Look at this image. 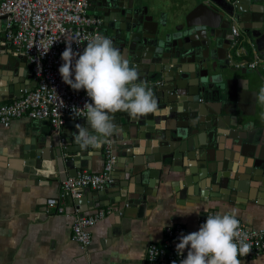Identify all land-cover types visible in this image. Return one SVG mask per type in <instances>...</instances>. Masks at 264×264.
Segmentation results:
<instances>
[{
  "label": "crops",
  "instance_id": "0c3cea01",
  "mask_svg": "<svg viewBox=\"0 0 264 264\" xmlns=\"http://www.w3.org/2000/svg\"><path fill=\"white\" fill-rule=\"evenodd\" d=\"M145 1L153 8L154 22L163 19L168 23H171L175 13H179L182 18L186 17L199 3L198 0ZM87 16L95 18L88 10ZM233 27L238 30V40L241 42L244 37L236 25ZM3 28L4 21L0 19V31ZM233 43L234 41L232 46ZM113 45L117 47L116 43ZM230 48L231 42L224 40L213 45V61L218 65L221 63L227 68H234V78L241 80L240 86L247 88L245 100L252 102L255 107L254 115L247 120L254 124V130L234 127L221 98L208 99L201 96L197 105L206 107L207 117H218L220 113L219 117L226 119V130L235 135L236 139L227 140L229 146L231 143H238V146H233L235 151L230 152L238 159V162L232 163L230 172V178L233 179L232 190H229L226 182L220 184L215 174L200 176L198 173L189 175L188 172L172 171L181 167V161L169 159L171 154L160 153L166 150L164 137L159 140L150 138L149 133L135 128L131 119H126V127L121 126V116L115 115L120 112L117 111L109 114L116 123L115 134L105 142H111L117 158L108 183L113 188L99 191L85 189L78 199H72L63 195L61 181L74 176L75 165L79 167L77 173L100 172L104 166L105 143L97 142L99 146L85 147L84 152L72 155L74 158H81V161L72 162L69 161L71 155L57 156L56 149L64 147L66 140H75L74 121L67 120L59 131H54L46 120L17 119L6 126L0 125V264H143L147 246L162 239L167 225L181 223L191 233L196 232L200 228L199 218L208 211L221 215L235 212L248 226L264 229V185L252 180L254 162L264 161V101L259 99L261 90L264 89V75L246 66L256 59L254 55L241 53L235 58ZM230 54L233 58H230ZM164 62L168 63L169 60ZM241 63L245 66L237 68V64ZM170 65L175 66L173 63ZM131 67L136 69V66ZM189 67L191 66L183 65L182 70ZM138 73V82L145 85L155 81L161 83L153 90L157 103L153 113L158 115L155 127L162 132L159 135L161 137L166 133L173 134L184 124L183 103L190 98L179 95L186 93L181 89H187V73L176 72L172 77L166 78L157 75L154 79L146 71ZM179 76L185 77L178 80L183 83L181 89L176 80ZM171 87L172 91H167ZM33 88L35 82L27 60L13 56L9 44L0 46V105L16 99L24 90ZM175 99L179 102L174 103ZM161 101L165 105L161 106ZM197 105L190 104L194 108ZM249 107L247 112L251 113V106ZM186 113L196 115V111L190 108ZM128 116L127 118H134L130 114ZM88 130L90 134H94L90 127ZM248 135H251V144L247 147L251 152L246 157L240 153V149ZM99 139L104 138L98 137L97 140ZM25 146L30 149L46 147L49 156L43 162L44 169L33 176L40 180L35 184L31 182L30 186L26 183L28 176L21 172L24 169L21 154ZM223 146L210 144L205 140L203 149H195V157L202 155L205 163L215 165L224 159V152L230 151L227 149L230 147ZM158 157L161 160L157 162L155 160ZM187 163L195 171L201 164L198 160L185 161ZM157 170L161 172L159 179H152L150 174L156 176ZM186 177L189 178L188 186L184 185ZM146 179L158 182V186L150 188L146 181L141 186L140 182ZM259 179L264 181V176ZM120 185H125V188ZM121 194L127 200H136L142 196L143 204L131 208L125 203H117L122 199ZM51 197L62 200L68 215L45 214V202ZM86 208V212L80 213V209ZM106 208L111 209V213L92 228L91 243L87 248L71 242V223L75 213L91 214ZM254 262L264 264V254L242 261V264Z\"/></svg>",
  "mask_w": 264,
  "mask_h": 264
},
{
  "label": "water",
  "instance_id": "95a60500",
  "mask_svg": "<svg viewBox=\"0 0 264 264\" xmlns=\"http://www.w3.org/2000/svg\"><path fill=\"white\" fill-rule=\"evenodd\" d=\"M198 1V6L193 12L183 18L179 13H175L172 16L171 23L163 19L159 22H154L153 8L145 0H91L88 12L95 18L102 20L101 35L110 38L113 43H116V48L120 50L130 66H136L137 71L150 73L152 75L151 79H154L157 75L166 78L172 77V74L176 72L187 73V89H181L183 83L178 81L180 78L183 80L185 77L179 76L176 78L179 82V88L181 90L184 89L186 92L179 93V95H187L190 98L186 101L187 105L183 103L182 118L184 124L173 134L166 133L162 137L159 136L162 132H159L160 129L155 127V118L158 115L153 112L142 116H134V118H127L129 113L120 111L115 114L121 116L119 124L126 127V119H131L134 127L142 132L149 133L150 138L159 140L164 137L166 150L160 153L171 154L169 159L181 161V167L172 169V171L188 172L189 175L198 173L200 176L215 174L220 184L223 185L226 182V186L229 187V190H232L231 181L233 179L230 178V172L232 171V163L238 162V159L234 158L230 152L235 151L233 146H238V143H231L229 146L227 140L236 139L235 135L226 130V119L219 117L220 113L218 117L214 115L207 117L206 107H199L197 103L201 96H206L208 99L221 98L226 106L225 111L232 118L234 127L254 130V124L247 120L255 112L254 104L245 100L247 88L240 86L241 80L234 78L233 73L236 72L234 68H227L221 63L218 65L217 62L213 61L212 47L219 44L222 40L231 42L233 37H229L227 34L231 30L232 23L238 22L241 23L240 32L244 38L230 50L234 52L239 45L243 47L245 45L247 54L253 55L254 50L263 61L264 0ZM235 40L236 38H234ZM164 60H169V62L166 63ZM172 63L175 66H171L170 64ZM183 65L191 67L182 70ZM218 71L220 73H217ZM14 89L16 90V88ZM167 91H172V87L168 88ZM178 102V99L174 100V103ZM191 103L196 104L197 108L191 107ZM160 104L161 106L165 105L163 101ZM249 106L252 109L251 113L247 112V108H250ZM188 108L196 111V115L190 116L187 114ZM67 120L74 121L75 126L80 124L85 127L87 124L85 119L69 117ZM112 123L114 124V131L110 136L115 134L116 123L114 121ZM93 135L98 134L94 133ZM110 136L103 137L98 135V137L104 139H99L97 142L105 143ZM253 136L254 134H252ZM205 140L214 145H226L230 147L227 148L230 151L224 152V159L215 165L214 163H205L202 155L198 158L195 157V149H203ZM245 141L244 145L241 146L240 153L249 157L248 152H251V150L247 146L251 144V135H248ZM223 148L225 147L223 146ZM84 151V146L77 143L76 140L70 139V141H65L64 147L56 149V155L68 154L71 155L69 161L80 162L81 158H74L72 155ZM21 158L24 164V169L21 172L28 176L27 185L30 186L31 182L35 184L40 178L35 179L33 176L37 174V171L44 169L43 162L49 158L46 147L30 149V147L27 148L25 146L22 149ZM159 159L160 157L155 161L158 162ZM194 160L201 162L197 171L191 168L190 164H185V161ZM78 168L75 165L74 176L69 177H75ZM252 168V180L264 185V181L259 179V177L264 176V161L256 160ZM150 175L152 179L157 180L161 172L157 170L156 176H152L154 175L153 173ZM144 181L147 182L150 188L158 186V182H152L147 179L140 182L141 186L145 185ZM188 184L189 178L186 177L184 185L188 186ZM120 187L125 188V185H120ZM110 188H113V186L108 184V187L106 186L104 189ZM239 189H241V185ZM121 196L122 199L117 201V203H125L131 208L143 204L142 196L136 200H127L126 196L123 197V194ZM77 205L80 206L79 203ZM87 210L86 208L79 211L84 213Z\"/></svg>",
  "mask_w": 264,
  "mask_h": 264
},
{
  "label": "built area",
  "instance_id": "2783aa9c",
  "mask_svg": "<svg viewBox=\"0 0 264 264\" xmlns=\"http://www.w3.org/2000/svg\"><path fill=\"white\" fill-rule=\"evenodd\" d=\"M89 5V0H0V19L4 21L0 46L9 44L13 56L27 60L35 82V88L24 90L19 98L0 105V125L6 126L14 120L27 118L46 120L54 131H59L69 117L86 118V112L80 110L85 103L91 102L86 91L71 89L63 82L58 70L63 63L61 54L68 45L74 52H82L95 35H101L102 20L87 16ZM232 34L236 38L234 46L239 42L235 27ZM246 51L239 45L233 55L235 58L241 53L248 55ZM253 55L256 59L246 66L264 75V62L254 50ZM230 58H233L231 54ZM244 66V63L237 64V68ZM160 84L155 81L146 86L153 92ZM103 158L104 166L100 172L82 171L75 177L63 179V195L78 199L85 189L103 190L110 182L117 159L111 142L105 143ZM44 212L68 215L62 200L53 197L46 200ZM110 213L109 208L91 214L75 213L71 223V242L87 248L91 243L92 228ZM216 214L219 213L208 211L203 214L199 225L206 222L207 216ZM238 219L241 230L247 234V242L252 246L248 256L240 257L241 261L263 255L264 229L250 227ZM190 233L181 223H170L164 228L162 239L147 246L143 264H180L186 258L188 249L178 254L176 245L182 234Z\"/></svg>",
  "mask_w": 264,
  "mask_h": 264
},
{
  "label": "clouds",
  "instance_id": "9594fccd",
  "mask_svg": "<svg viewBox=\"0 0 264 264\" xmlns=\"http://www.w3.org/2000/svg\"><path fill=\"white\" fill-rule=\"evenodd\" d=\"M61 60L58 71L63 82L74 91H86L91 101L80 109L86 112L88 127L75 126V140L82 146H99L98 135L107 137L113 133L110 113L127 111L131 116H142L156 111L153 92L138 82V71L110 39L95 35L82 52H74L68 45ZM259 99L264 101V89ZM89 127L98 135L90 134ZM247 240L233 212L207 216L198 231L181 235L176 248L178 254L188 249L180 264H242L240 257L251 252Z\"/></svg>",
  "mask_w": 264,
  "mask_h": 264
},
{
  "label": "flooded vegetation",
  "instance_id": "af4514ba",
  "mask_svg": "<svg viewBox=\"0 0 264 264\" xmlns=\"http://www.w3.org/2000/svg\"><path fill=\"white\" fill-rule=\"evenodd\" d=\"M234 25H236L239 28V32H240L241 23L233 22L232 26H231V30H230L229 34H227L229 37H233V40L231 41V48L233 47L232 46V42L234 41V38H235V36L232 34V28H233ZM263 61H264V59H263Z\"/></svg>",
  "mask_w": 264,
  "mask_h": 264
}]
</instances>
